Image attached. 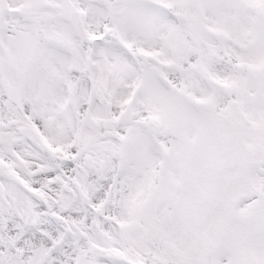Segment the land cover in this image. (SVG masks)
<instances>
[{
  "label": "snow or ice",
  "instance_id": "6c2138e0",
  "mask_svg": "<svg viewBox=\"0 0 264 264\" xmlns=\"http://www.w3.org/2000/svg\"><path fill=\"white\" fill-rule=\"evenodd\" d=\"M0 264H264V0H0Z\"/></svg>",
  "mask_w": 264,
  "mask_h": 264
}]
</instances>
